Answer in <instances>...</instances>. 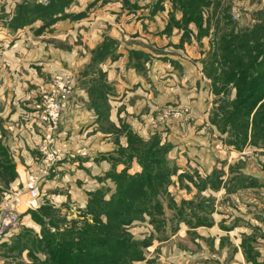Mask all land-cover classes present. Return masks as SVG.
I'll use <instances>...</instances> for the list:
<instances>
[{
    "label": "rangeland",
    "instance_id": "1",
    "mask_svg": "<svg viewBox=\"0 0 264 264\" xmlns=\"http://www.w3.org/2000/svg\"><path fill=\"white\" fill-rule=\"evenodd\" d=\"M24 1L45 5L50 2L0 0V132L12 134V127L21 125L24 122L22 116L27 118L29 115L27 119L31 122L34 119L39 124L36 130L42 132V139L49 136L46 142L37 144L35 158L41 160L46 157L39 151L41 144H46L51 153L62 156V159H56L49 175L40 181L41 199L30 203L31 198L28 191L23 190V184L16 187V198L20 191L25 196H19L20 205H16L20 225L9 237L10 242L0 245V264L33 263L34 258L29 255L22 239L26 229L33 234H41V226L31 211H40L42 215L54 214L53 218L61 229H69L73 220H76V225H80L83 219L92 222L90 216L83 215L87 206L84 196L87 201L91 192L100 189L109 198L116 188L115 181L109 176L114 168L112 159L117 156L116 152L133 145L141 147L154 135L160 136L162 145H171L166 157L178 169L169 186V196L176 200L174 206L181 205L183 199L209 202L208 198L214 196L215 224L192 228L189 234L190 228L182 223L167 240H152V245L146 249V259L134 264H253L249 261V250L242 248V242L249 236L253 237L249 244L259 252L252 250L251 255L257 258L258 264H264V150L249 146L242 152L237 151L226 144L227 136H222L211 122V113L223 96L219 98L211 92L210 80L202 74L201 59L202 52L211 46L214 33L209 32L208 37H202L203 45L194 38L192 42L184 38L186 41L183 42L180 37L176 43L188 45L187 51L181 52L175 46L178 34L169 41L158 42V46L154 37L147 42L140 38H126L123 34L114 37L109 34L111 26L108 21L99 23L97 19V11L104 5L112 8L113 14L120 13V17L125 9L129 11L128 15L142 12L140 6L152 12V0H130L139 5L138 9L126 6L124 0H70L66 12L72 16L67 15L42 29L44 22L38 20L14 30L10 25L17 6ZM166 1L170 2L165 0L164 3ZM166 11L172 12L173 8L168 7ZM209 12L210 17L214 15L211 17L212 28L220 27V36L227 33L223 19L217 23L224 12L230 14L234 21L230 23V29L264 24V0H221L219 5L211 4ZM180 13L182 17L183 13ZM104 16L109 17V14ZM155 22L156 28L160 29L162 24ZM191 28L197 33L194 24ZM108 46L110 51L107 53L101 49ZM136 51L142 55H135L133 52ZM121 52L129 53L127 64L118 63L127 77L132 78L130 66L140 67L137 73L146 87L145 94L139 92L131 98L128 93L138 91V88H126L130 91L127 93L126 89L121 91L117 84L120 93L113 94L116 101L112 100L115 103L111 105L108 94L116 88L108 83L102 63L109 59L112 62L118 60ZM67 74L72 76L74 92L60 110L55 108L60 99L58 84ZM84 96L89 97V101H84ZM234 96L235 90L229 97L232 99ZM91 108L98 123L96 132L95 128L91 132L92 118L87 115ZM51 113L59 116L57 121ZM16 114H21L17 121ZM109 133H113L110 141L105 140V134ZM128 138L133 142L131 146H128ZM8 159V156H0V162ZM122 165H117L116 170L119 171ZM214 169L220 171L225 182L245 174L255 178L256 183L229 194L225 189L216 192L207 188L202 192L186 175L202 182ZM37 171L40 172V168ZM12 175L11 168L6 170L0 166V183L7 184ZM242 184L247 186L249 181L242 180ZM168 204L166 197L164 209L169 223L167 228L171 230L177 225L174 219L177 209ZM46 205L51 209L41 210ZM45 220L51 226L52 219ZM148 223L138 222L132 226V232L140 239L148 237L154 230ZM39 256L44 257L43 254Z\"/></svg>",
    "mask_w": 264,
    "mask_h": 264
},
{
    "label": "trees",
    "instance_id": "2",
    "mask_svg": "<svg viewBox=\"0 0 264 264\" xmlns=\"http://www.w3.org/2000/svg\"><path fill=\"white\" fill-rule=\"evenodd\" d=\"M164 1L152 0V15L164 10ZM169 1L173 11L170 12L166 33H172L176 27L182 31L183 42L185 39L192 42L194 38L199 44L203 43L202 37H208L209 32L214 33L210 41L211 48L202 52L201 59L202 72L210 80L211 92L219 98L223 96L211 113L212 124L222 136H227L224 140L226 144L237 151L242 152L249 146L264 150V24L230 29L228 27L234 21L226 7L227 12L223 13L220 20L225 22L223 25L227 33L220 36V27L216 25L212 28L211 17L214 15L210 17L209 8L211 4L219 5L221 0L218 4V0ZM124 2L132 9L139 8L137 3H131L130 0ZM69 4L70 0H50L46 5L24 1L17 6L10 26L17 30L42 20L44 24L41 29L46 28L67 15L72 16L66 12ZM178 11L183 13L180 19L176 17L175 12ZM218 20V24L222 22ZM192 24L197 33L191 28ZM101 49L107 53L110 46ZM133 53L142 55L137 51ZM234 90L235 96L230 99L229 95ZM145 143L141 147L133 145V148L124 147L116 152L117 156L112 159L114 168L109 174L115 181V191L107 198L106 193L99 189L91 192L87 200L83 215L90 216L92 222L83 219L80 225H76V220H73L69 229H61L53 218L54 214L42 215L40 211H31L32 217L41 226V234H33L26 229V235L22 237L29 255L34 258L30 264H134L146 259V249L152 245V240H167L178 231L182 223L190 228L189 234L192 228L215 224L214 196L208 198L209 202L183 199L181 205L174 206L176 200L169 196V186L178 169L166 157L171 151V145H162L159 135H154ZM132 144L128 138V146ZM0 156L7 158L1 142ZM134 159L141 171L130 173ZM6 162L10 166L8 160L1 161L0 166L4 167L3 163ZM119 164L125 166L121 171L116 170ZM9 166L7 168L12 169V165ZM186 175L202 192L207 188L216 192L225 189L229 194L256 183L255 178L245 174L231 177L225 182L224 176L217 169L202 182ZM242 180L249 181V184H242ZM166 197L169 207L177 209V215L174 216L177 225L174 224L176 226L171 230L167 228L169 223L164 209ZM46 206L41 210L51 209L50 205ZM46 217L52 219L51 226L46 222ZM138 222H149L154 227L148 237L140 239L132 232V226ZM52 228L55 230L52 231ZM252 240L253 237H247L242 242V248L249 250V261L258 264L257 258L251 255L252 250L257 252L255 246L249 244ZM9 242L4 241L0 245Z\"/></svg>",
    "mask_w": 264,
    "mask_h": 264
},
{
    "label": "crops",
    "instance_id": "3",
    "mask_svg": "<svg viewBox=\"0 0 264 264\" xmlns=\"http://www.w3.org/2000/svg\"><path fill=\"white\" fill-rule=\"evenodd\" d=\"M132 3V2H131ZM170 3V2H169ZM167 3V1L164 3V10L158 11L155 14H151V12L149 11V8L144 6H140V10L142 12H138L136 11V13H131L128 15L129 11L127 12L126 9L124 11V13L122 14V16L120 17V13L117 14H113V10H111L112 8L110 7H105L106 5H104L103 9L100 11H97V19L100 20L99 23H101L102 21H108V24L111 26V32L109 33L110 35H114V37L121 35H125V37H131V38H135V39H142L145 42H147V40L149 41V39L151 37H154V41L157 42V45L159 46L158 42H165V41H169L172 38L175 37V34H178V38L175 41V46L176 49H179L178 51L183 52V50L185 49L187 51L188 45H184L183 47L178 46L179 44H177L176 42L178 41V39L180 37H182L181 35V31H179L178 28H174L172 33H166L165 32V28L169 22V18H170V11H166V9L168 10L169 8H172V4ZM118 5L123 6L122 3H118ZM116 4V7L118 6ZM148 11V12H147ZM102 13H104V15L109 14L108 16H104ZM176 15H178V19L181 18V13L178 12ZM177 17V16H176ZM116 18H120L118 21L119 23H117L118 21H115ZM133 18V20H132ZM158 21L160 22V24H162V27L160 29L156 28V22ZM118 28V30H117ZM155 29H158V31H155ZM98 33L97 35L99 36L100 33ZM158 34V35H157ZM160 34V35H159ZM157 35V36H155ZM95 36L99 39V37L101 36ZM97 42V41H96ZM170 45H172L170 43ZM120 51V50H119ZM142 51V50H141ZM122 55H120V57L118 58V60L112 62L113 60H106L104 61L102 64L105 67L103 69V71L107 72V76H108V83L113 85L115 89H112L111 94H108V101L111 105H114L115 103V96L116 94L120 93V89L121 91L127 89H134L135 90L138 88V91L135 92H131V94H129L126 89V92L128 93V95L132 97H134L137 93L139 92H144V88H146L143 84H142V77L138 75V71L140 69V67H136L135 65L132 66H128L129 69V73L132 76V78L127 77L124 73L125 70L122 69L121 64L118 63H122V64H127L129 62L128 59V52H121ZM190 53V52H189ZM122 58H125L124 60H122L121 62H119V60H121ZM105 63V64H104ZM113 64V65H112ZM139 68V69H138ZM141 70V69H140ZM203 74V73H202ZM124 75V78H121V76ZM204 76V74H203ZM205 77V76H204ZM206 78V77H205ZM135 79V80H134ZM119 80V81H118ZM118 81V82H116ZM113 82H116V84H114ZM120 86V89H117L118 85ZM134 84H136V86H133ZM116 86V87H115ZM112 87V88H113ZM41 88V85H40ZM114 94V95H113ZM145 94V92H144ZM105 98V97H104ZM130 98V100H131ZM84 101L87 100L89 101V97L84 96L83 97ZM74 100V99H73ZM115 100V101H112ZM77 104H79L78 100L76 99ZM83 104V103H82ZM78 106V105H76ZM95 111L94 109H90L87 111V115L90 116L92 118V120H90V124H91V132L93 131V129L95 128V132L97 131L96 126H98L97 120H96V114H94ZM31 114V113H30ZM69 113H67L66 115L68 116ZM17 115V114H16ZM65 115V114H64ZM21 117V114L17 115L16 117V121L19 120V118ZM23 117V123L21 125L16 124L15 127H12V134H6V132H4L3 134L0 132V142L1 144H3V147L5 148V153L7 154V156L9 157L8 161L10 163V166L12 165V171H13V175H12V179L7 182V184H3L0 183V205L3 203V201L5 200V194L6 195H10L12 192L16 191V187H19L20 185L23 184V186L26 184L27 182V178H26V174H28V177L31 174H35L40 176V181H42V179L44 177H46L48 174H43L42 173V159L38 160L36 156V152L37 151V144L42 140V132L37 131L36 128L37 126H39L38 123H36V121L33 119V122L30 121L29 115L26 118L25 116ZM64 117V116H63ZM89 119V118H88ZM83 121V120H82ZM30 122V123H28ZM34 122L35 126L34 125ZM32 123V125H31ZM1 131V130H0ZM106 135V139L110 141L112 134H105ZM83 142V140H82ZM35 152V154H34ZM4 158V157H3ZM137 161L134 159L130 168V173L131 172H139L141 170L140 165L135 164ZM4 167L7 168L9 165L7 163H3ZM9 166V167H10ZM125 166L122 165V168L119 169V171H121ZM11 168V167H10ZM40 168V172H36V170ZM8 170V168H7ZM22 170V171H21ZM132 170V171H131ZM23 172V174H22ZM47 180V179H46ZM41 184V182H39V185ZM228 194V193H227ZM25 197V196H23ZM39 199H41V196L39 197ZM37 199V200H39ZM36 200V201H37ZM83 201L87 203L86 198L84 196ZM33 202V201H32ZM31 203V202H30ZM25 211H27V206L25 207ZM214 215V213H213ZM233 230L229 231L232 232ZM258 249V248H256ZM241 255L243 256V254L241 253Z\"/></svg>",
    "mask_w": 264,
    "mask_h": 264
},
{
    "label": "built area",
    "instance_id": "4",
    "mask_svg": "<svg viewBox=\"0 0 264 264\" xmlns=\"http://www.w3.org/2000/svg\"><path fill=\"white\" fill-rule=\"evenodd\" d=\"M63 82L61 84H58L59 90H60V99L56 103L55 108L62 109V106L64 107L71 95L74 92V83L71 74H67V77L62 78ZM52 114V113H51ZM55 121L58 120L57 114H52ZM56 123V122H54ZM49 136H45L44 140L41 141L46 142L47 138ZM39 151L42 152V154L46 155L44 159H42V173L48 174L49 169L52 167L54 162L58 160H61L62 156L57 155L55 153H51L48 150V146L46 144H41ZM40 176L31 174L26 184L24 185V191H28V194L31 198L30 202H34L35 200L39 199L41 196L40 194ZM20 197H22V192L20 191L16 198V191L12 192L9 196L5 194V200L0 205V244L4 241H8L9 237L14 235V232L16 233V229H18L20 225V218L17 213L16 205H20Z\"/></svg>",
    "mask_w": 264,
    "mask_h": 264
}]
</instances>
